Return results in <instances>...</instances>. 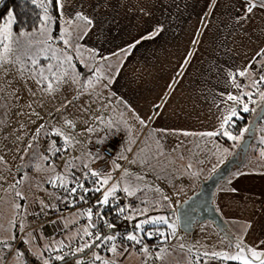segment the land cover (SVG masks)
Instances as JSON below:
<instances>
[{
  "label": "rangeland",
  "instance_id": "obj_1",
  "mask_svg": "<svg viewBox=\"0 0 264 264\" xmlns=\"http://www.w3.org/2000/svg\"><path fill=\"white\" fill-rule=\"evenodd\" d=\"M82 1L65 0V19L59 10V17H55L50 10L48 12L54 20L49 29V34L54 38L53 48L65 49L64 54L72 56L73 67L69 71L75 75L77 82L68 78L54 93L48 94L40 90L46 86V82L38 86L28 79L25 83L16 67L6 76L0 74V264L9 253L26 252L24 244L31 245L33 253H40V246L33 244L30 239L34 232H24L33 222L32 217L43 220V260L36 264H44L45 260L50 264H79L84 259L86 262L83 264H104V261H109L110 264H235L234 260L209 259L203 255L205 252L235 255L239 251L236 242L242 243L240 237L244 236L240 227L235 226L240 221L232 220L219 203L218 190L215 192L214 202L225 217L231 235L225 234L213 220L207 219L197 221L192 232L179 230L177 226L175 235L160 241L154 249L147 247V252L143 251L144 247L136 250L131 244H124L125 248L121 250L122 242L117 241V231H111L108 235L116 237L111 241V246L115 243L118 247L115 253L105 249L104 246L109 241L104 240L97 246L87 250L83 248L79 255H70V259L58 263L45 257L44 253L49 249V253L64 256L61 254L65 245L63 240L68 239L67 243H72L88 238L85 230L89 232V223L81 221L82 215L78 210H71L54 220H45L40 216V211L48 212L65 197L60 195L61 179L58 177L65 182L70 180L72 167L83 161L88 163V159H92L91 154H96L94 149H97L100 131L107 128L106 115L109 117L111 113L113 118L110 123L118 126L123 124V118L130 120L127 123L132 125V130L126 139L124 150L127 155L130 152L129 160L122 168L120 177L114 180L111 177V182L104 191L116 184L119 186L116 193L125 187L134 192V195L128 197L143 201L139 205L135 204L136 213H150L146 217H139L137 223L151 217L165 216L170 224L176 225L177 212L172 209L170 201L175 199L178 205L198 191L202 180L210 177L236 152L237 147L242 144L244 134H247L244 132L241 139L236 141L222 134L214 137L202 135L219 129L218 117L221 112L215 100L219 89L212 84L206 87L201 78L190 77L196 56L192 59L191 55L182 68L180 65L185 61L182 53L170 57L165 54L149 57L147 52H138L123 75V90L120 93L113 91L114 87L110 83H103L97 66L83 58L73 46H65L59 39L66 28L71 32L70 24H65V20H72L76 12L74 7L84 4ZM79 8L85 9L86 5ZM44 15L45 12L43 17ZM38 29L26 32L33 34L35 41H40L45 37ZM19 33L13 25V34ZM21 39L26 40L28 37ZM51 54L41 55L40 66L57 63L45 58ZM60 54L57 51V55ZM219 72L224 74L221 69ZM51 79L55 83V79ZM89 80L92 81L91 85L88 84ZM199 87L208 93L209 100L202 98L205 94ZM247 87L248 92L254 90L253 93L257 94L250 84ZM177 98L181 101L173 104ZM244 100L249 106L252 103H256L257 107L262 106L259 94L252 96L251 101L249 98ZM241 107L242 105L238 109ZM189 110H193L195 115L187 118ZM66 120L73 121L75 129L66 125ZM141 120L145 123H140ZM41 125L44 127L41 128ZM89 127L95 131L88 133L86 129ZM38 128H41L39 135ZM54 128H61L66 134L75 136L79 143H73L69 147L62 137L45 135ZM262 131L263 123L257 127L256 138L249 148L247 158L253 154L264 155V144H257L258 139L261 142L264 139V133H260ZM232 133L235 135L233 131ZM122 138L123 135L111 134L106 140L116 143ZM52 141H55L53 151L61 149L55 155L49 151ZM118 165L119 168H116L121 170V163ZM83 213L85 214L84 211ZM132 213H135V209ZM59 227L64 228L62 233ZM156 227L160 232L166 231L164 225ZM167 229L169 235L171 229ZM134 231H127V235ZM17 239L24 244L17 246ZM149 240L152 242L151 237ZM248 247L254 248L252 245ZM96 255L101 259H95Z\"/></svg>",
  "mask_w": 264,
  "mask_h": 264
},
{
  "label": "crops",
  "instance_id": "obj_2",
  "mask_svg": "<svg viewBox=\"0 0 264 264\" xmlns=\"http://www.w3.org/2000/svg\"><path fill=\"white\" fill-rule=\"evenodd\" d=\"M82 2L84 4H80V6L86 5V8L80 10V6H75V11L83 12L91 18L94 26L79 41L75 40V33L72 32V46L76 51L77 45L79 46L77 52L97 66L98 72L103 77L100 80L103 83H110L114 87L113 91L120 93L123 90V75L129 69L131 59L138 52H147L149 57L158 54L170 57L182 53L185 56V61L189 60V54L193 55L192 59L196 56L190 77L201 78L206 87L208 84H212L218 88L219 94L215 95L218 104L221 100L220 93L231 92L240 95L241 92L249 91L248 87L237 89L232 86L228 82L229 77L226 76L225 71L245 69L251 58L261 48H264V15H261L257 10L249 20H239L244 8L241 0H216L215 7H210L211 0H83ZM63 19H65L64 14ZM72 23L77 22L72 18ZM80 24L81 27L84 26L82 22ZM70 28H72L71 24ZM156 28L161 29L157 36L153 39L143 40L127 56L113 55ZM185 61L180 65L182 68ZM258 68V64H253L251 76H237V81L242 85L250 84L252 87V81L258 79L261 74L257 70ZM219 69L223 70L224 74L219 72ZM259 88L264 91V82L260 83ZM199 89L205 94L202 98L206 101L209 100L208 93L206 94L201 87ZM253 92L255 91L252 90ZM244 98L248 97L244 96ZM180 101V98H177L173 104ZM249 107L258 108L256 103L250 104ZM221 108H219L220 112ZM240 109L238 110L240 111ZM188 114L187 118L195 115L193 110H189ZM105 118L107 128L100 131L101 137H99L103 143H100L99 140L98 144L102 148L107 142V137L111 134L114 136L123 135L122 140H117L116 159H106L97 144V149H94L96 154H91L92 159H88V163L83 161L75 166H88L92 171L98 172L100 177L110 176L114 180L112 172L117 169L116 165L121 163L122 173V168L129 160L130 152L127 155L124 150L132 125L127 123L130 120L122 116L120 118L124 119H121L123 124L120 122L121 124L118 126L116 123H110L113 118L111 113L109 117L106 115ZM260 133H264V131ZM257 141L259 145L264 144V139L263 143L259 139ZM233 169L216 189V193L218 190L219 203L226 209L232 220L240 221L235 226L240 227L244 234L243 237H240L242 243L248 246L252 245L258 251L264 250V244L260 243L264 241V155L253 154L250 158L246 157L243 164ZM239 173L246 174L238 175ZM110 182L111 179L102 189H106ZM232 189H236V191H232ZM170 205L172 209L178 206L175 199L170 201ZM87 210L86 207L78 209L81 215L84 214L83 211L87 214ZM175 215L176 225L181 230L177 214L175 213ZM32 219L33 222L24 232H34V236L32 238L30 236V239L33 244L40 246V253H33L31 245H25L17 239L16 245L24 244L26 252L9 253L2 264H36L43 260V220L33 217ZM63 229H60L61 233ZM34 239L40 242H35ZM63 241L64 246L69 244L67 243L68 239ZM120 249L122 250L121 247ZM49 250L44 255L55 262V258L50 256Z\"/></svg>",
  "mask_w": 264,
  "mask_h": 264
},
{
  "label": "snow or ice",
  "instance_id": "obj_3",
  "mask_svg": "<svg viewBox=\"0 0 264 264\" xmlns=\"http://www.w3.org/2000/svg\"><path fill=\"white\" fill-rule=\"evenodd\" d=\"M2 2V0H0ZM33 4L37 3V0H31ZM241 2L244 5L243 12L239 17V20L247 21L250 18H252L256 11L259 10L261 15H264V0H241ZM52 3V0H47L46 3H41L39 6L44 9L45 15L43 19L40 21L39 25V33L43 35L45 38L40 41H35V38L33 34H30L26 32L25 30L21 29L20 33L18 35L13 34V25L17 24V21L15 19V14L12 9H9L7 12L6 20L2 26H0V74L8 75L10 71H12L13 67H16V71L19 74V76L27 83L28 79H31L33 82H35L38 86L44 85L46 82V86L41 87L42 93H48L52 94L54 93L60 86L61 83L67 82L68 78H71L72 82H77L75 75L71 74L69 69L73 67L72 65V56L64 54L65 49L57 50L53 48L54 38L49 34V29L51 24L54 22L53 17H51L49 12V7ZM56 4L58 7V10L63 16L64 7H65V0H56ZM216 0H211L210 7H215ZM73 19L77 23H72V20H65V24H71V32L69 29H65L59 36V39L63 41V44L65 46L71 47L72 41L70 39L71 33H75V40L79 41L84 36L88 34V32L91 30V27L93 25V20L89 18L88 16L84 15L83 12L77 11L73 14ZM80 22L83 23V27H81ZM161 29L156 28L151 33H148L140 38V40L134 41L131 45H129L125 49H121L120 52L114 53L113 55L119 56L121 54L127 56L130 54L131 50L136 47V45L140 44L143 40H149L153 39L155 36H157L160 33ZM21 37H28L26 40H22ZM40 45H43V47H40ZM35 49V50H34ZM57 51H59L61 54L57 55ZM77 51H79V46L77 45ZM52 54L50 56H46V59L57 61V63H48L46 67L40 66V57L44 53ZM19 53V54H17ZM189 54V58H190ZM187 63V60L185 61ZM31 65V67H28V65ZM258 64L259 68L258 71L261 72L258 79H255L252 81V87L256 89V91L259 93L260 100L264 102V91H260L259 85L261 82H264V48H261L254 57L251 58L249 64L247 67L243 70H225L226 76L229 77V83L236 87L237 89H243L244 87H247V85H242L237 81V76L239 77H250L252 74V65ZM55 79V83L53 79ZM98 82V81H97ZM88 84L91 85L92 81L89 80ZM31 91V89H28ZM2 91V89H0ZM35 95V93H32ZM254 93L252 92H241L240 95L232 94L231 92L220 93L221 100L219 104H217L218 108H221V114L218 117L220 120L219 129L215 131H210L207 133H203L202 135L208 136V137H214L218 135H224L228 139L236 141L241 139L243 132H247L248 129L245 128L242 130V133L240 135H234L231 130H229V126L231 124H234L235 121L233 120L234 117L240 116V112L238 110L239 106L242 105V111L243 112H249L254 111L255 109H252L249 107V103L245 102L244 96H247L249 98V101H251V97ZM229 102H232L231 104ZM38 115V114H37ZM241 119H243L242 116H240ZM140 123H145L143 120L140 121ZM65 124L68 125L70 128L75 129L76 125L71 120H66ZM44 126L41 125V128ZM41 128L37 129V135H39V132ZM88 133H92L95 131L94 128L89 127L86 129ZM56 135L63 138V141L66 146H72L73 143H79L78 140H76V137L71 134H66L61 128H54L51 133H45V135ZM100 143H103V141H99ZM31 146V145H29ZM55 146V141H52V143L49 146V151L52 152L53 155H55L56 151H60L61 149H55L53 151ZM264 154V152H262ZM2 159V158H0ZM44 159H47V157H44ZM117 168H119V165H116ZM246 173H239L238 175H245ZM85 177H88L89 175L91 177L97 178L96 183L98 186H95L93 188H84L83 183L80 182L77 184L76 187H72L68 189L66 187V182L61 179V187H65L66 191H69L70 193H75L77 191V188H80L83 190V192H101L102 188L108 184V181L111 179L110 176L106 177H100V174L96 171H92L91 173H85ZM118 185L114 184L111 188L104 191L102 199L97 201L98 204L102 205H108L110 203V197H113L118 189ZM124 192L127 193V195L132 196L135 193L130 191L129 188L125 187L123 189ZM232 191H236V189H232ZM19 195V193H18ZM79 199L84 200L85 197L81 195ZM167 199V197H165ZM19 207V206H17ZM120 213H123L125 211L124 208H119ZM87 215L91 219L92 217V210H87ZM99 216V213H98ZM164 224L167 225L169 229H171L172 235H175L177 225L170 224L168 221V218L165 216H158V217H151L148 219H144L139 221L135 225V230L132 233H129L125 238L128 241L134 242L135 244H139L142 242V236L140 233H143L149 237L152 236H164L167 238L165 233H162L159 231V228H157V225ZM152 226L151 231H146L145 226ZM109 228L114 227L113 225L109 224ZM250 227V225H249ZM85 234L88 236H92L93 233L88 232L85 230ZM96 239H100V236L98 235ZM105 241H114L116 239L113 235H107L104 236ZM260 243L264 244V241H261ZM91 244H84V248H91ZM236 247L239 249L238 253L235 255H230L228 253H222V252H212L208 253L205 252L203 255L205 257H208L209 259H229L234 261H241L242 264H264V250L258 251L256 248H250L247 245H243L241 242H236ZM245 248H247V252H245ZM110 252H117L118 247L115 243L112 244V246L108 249ZM77 251H83V249L78 248ZM126 251V249H125ZM144 252H147V246L143 248ZM95 255V254H94ZM56 260H64V256H56ZM95 259L99 260L101 259L98 255L95 256ZM44 264H50L48 260L44 261ZM104 264H110L109 261H104Z\"/></svg>",
  "mask_w": 264,
  "mask_h": 264
},
{
  "label": "trees",
  "instance_id": "obj_4",
  "mask_svg": "<svg viewBox=\"0 0 264 264\" xmlns=\"http://www.w3.org/2000/svg\"><path fill=\"white\" fill-rule=\"evenodd\" d=\"M46 2H47V0H37V3L33 4L31 2V0H2V2H0V26L5 22L8 10L12 9L14 11L15 19L17 21V24L19 25V27L14 25L15 30L20 32L21 29L26 31V30H34V29L39 28L40 21L43 19V13H44V9L41 8L39 5L41 3H46ZM48 7H49L50 12L55 17L56 16L59 17L58 16L59 12H58V7H57V4H56V0H52V3L50 5H48ZM57 19H59V18H57ZM56 28H58V25H57ZM260 91H262V90L260 89ZM257 94H259V93H257ZM257 94L254 93L252 96H255ZM260 108L261 107L259 106L254 111H249V112H243L242 108H241L239 112H240V116H242L243 119H241L240 116L234 117L233 120L235 121V123L231 124L229 126V129L232 130L235 133V135H240L242 133V130L245 129V127H247V129H248L250 122L256 116V114L259 112ZM261 123L264 124V117L259 121L257 127ZM257 127H256V131H257ZM256 131H255V133H256ZM247 134H248V131H247ZM247 134H244L245 137L247 136ZM255 138H256V134H255V137L253 139V142L255 141ZM238 150H241V144L237 147L236 152ZM101 151H102V148H101ZM74 167L88 168L87 169L88 172H89V170L92 172V170L88 166H73L72 169ZM236 167L237 166H235V168ZM71 175H72V178L67 181L68 185L70 184L72 187H76L75 178H74L72 170H71ZM96 180L97 179L95 177H93L92 179L88 180L86 182V188H93L95 186H98L97 183H96ZM68 185H67V187H68ZM101 192H103V189L101 190ZM101 192L91 191V192L84 193L85 197H98L100 195L98 197V199H96V205L103 210L104 218H103V220H101L99 222V228H98V230L100 232L99 236L100 237L104 236V234L107 231H109V232L105 236H107L111 231H117V233H118V238H117L118 241L122 242V245L129 244V242L126 240V238L124 236H122V233H127V231H129V230L124 231L123 228H125L126 226H130L131 227L130 229H134L135 230V225L137 224V219L139 217H146L150 213L140 215L139 213H136L137 212L136 206L133 205V206H131L129 208V210L127 212L125 211V213H121L120 214V211H118V209H116L111 204V201H110V203L108 205H102V204H98L97 203V201L102 199ZM142 202L143 201L141 200V202H139V203H142ZM139 203H138V205H139ZM134 209H135V213H132V211ZM156 212H158V211H156ZM130 223H131L132 226L129 225ZM109 224L113 225L114 227L109 228L108 227ZM160 225H164V224H160ZM151 227L152 226H147L146 225L145 230L146 231H151L152 230ZM164 227H166V231L162 232V233H165L167 238L169 239V237L172 235L171 234V230H170V233L168 235V229H167L168 226L164 225ZM135 231H137V230H135ZM160 238H161L160 239L161 242L165 241V239H166L164 236H160ZM104 240H105L104 237L100 241L98 239L97 242L95 241L96 243L94 242L95 244L92 243L93 244L92 247L97 246L99 243H102ZM160 241H159V243H160ZM121 248L124 249L125 247L121 246ZM87 249L88 248H86L84 250H87ZM78 253L73 254V255L75 256ZM70 257L71 256L68 255V256L65 257V259L66 260L70 259ZM85 260L86 259L81 260V262L79 264L85 263L86 262ZM58 261L59 260L55 259V262H58ZM233 262L235 264H242L241 261H233Z\"/></svg>",
  "mask_w": 264,
  "mask_h": 264
},
{
  "label": "built area",
  "instance_id": "obj_5",
  "mask_svg": "<svg viewBox=\"0 0 264 264\" xmlns=\"http://www.w3.org/2000/svg\"><path fill=\"white\" fill-rule=\"evenodd\" d=\"M56 140L60 141V139H58V138H56ZM117 148H118L117 142L114 143V141L109 140V141L105 142V144L102 146V153L106 159L113 160V159H116V157H117ZM65 150L66 149H64V151ZM87 169L88 168H80V167H74L72 169V172H73V175L75 178L76 186L78 183L82 182L84 188H86V182L93 178L90 175L88 177H85V175H84L85 173H91V171L89 170V172H88ZM120 172H121V170H119V169H115L112 172L114 179H117L120 177V174H121ZM67 185H66V187H67ZM67 188L70 189V188H72V186L69 184ZM59 190H61L60 195L65 196V197H62L60 199L59 203L57 205L51 207L48 210V212H43V211L40 212V216L42 218H44L45 220L46 219L61 218L65 214L69 213L71 210L84 209V207L92 210L91 219L88 217L87 214H83L81 221L89 223V232L93 233V235L88 236L87 239H84L80 242L72 241V243H69L68 245L62 247L61 254L64 255V257H66L68 255H73V254H76L77 252H79V251H77V249L78 248L83 249L85 243H87V244L91 243L92 244L95 241L97 242L98 239H96V237L100 234V232L98 230L99 222L101 220H103L104 215H103V210L96 205V199H98V197L100 195L98 197H85V195H84L85 192H83V190L80 188H77V191L75 193H70L69 191H66L65 188H61V187H59ZM103 193H104V190H103V192H101L102 196H103ZM81 195H83L85 197L84 200L79 199V197ZM110 201H111V204L116 209H118V211H119V208H124L126 212L129 210V208L131 206L138 204L140 202V200L137 198L128 197L127 193L124 192L123 190H119L116 194H114L113 197H110ZM125 211L123 213H125ZM98 213H99V216H98ZM129 225H131V223ZM130 228H131L130 226H126L123 229H124V231H127V230H131ZM140 235L143 238H142V242L139 244H135L134 242L128 241L126 239L129 242V244H131L134 247V249H136V250H139L145 246H147L150 249H154L156 246H158L159 241L161 239L160 236H152L151 237L152 242H150L149 236H147L143 233H140ZM122 236L126 237L127 233H122ZM117 241H118V239H117ZM121 246L125 247L124 245H121ZM104 247H105V249L108 250L111 247V242L106 243V245ZM50 256H52V258H55L56 256H58V254L50 252Z\"/></svg>",
  "mask_w": 264,
  "mask_h": 264
},
{
  "label": "water",
  "instance_id": "obj_6",
  "mask_svg": "<svg viewBox=\"0 0 264 264\" xmlns=\"http://www.w3.org/2000/svg\"><path fill=\"white\" fill-rule=\"evenodd\" d=\"M263 117L264 102L259 112L249 124L248 134L242 141L241 150L233 154L224 164L214 171L210 177L202 180L200 189L184 199L177 208H175L181 229L186 232H192L195 230V223L197 221L209 219L213 220L225 234L231 235L232 232L228 230V223L225 217L214 202L215 192L220 182L231 173L233 168L245 162L247 153L256 134V127ZM108 232L109 231H107L104 236ZM104 236L100 237L99 241Z\"/></svg>",
  "mask_w": 264,
  "mask_h": 264
}]
</instances>
